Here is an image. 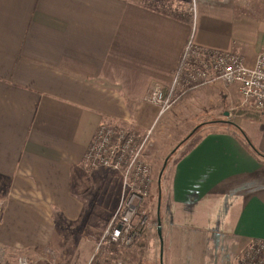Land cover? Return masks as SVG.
Wrapping results in <instances>:
<instances>
[{
  "label": "crops",
  "instance_id": "obj_1",
  "mask_svg": "<svg viewBox=\"0 0 264 264\" xmlns=\"http://www.w3.org/2000/svg\"><path fill=\"white\" fill-rule=\"evenodd\" d=\"M190 38L252 65L264 50V0H0L3 194L51 228L69 222V234H83L87 213L98 222L86 148L103 122L140 132L154 120L143 98L170 84ZM217 121L163 179L158 264H236L264 238V161L239 131L264 154V112Z\"/></svg>",
  "mask_w": 264,
  "mask_h": 264
},
{
  "label": "rangeland",
  "instance_id": "obj_2",
  "mask_svg": "<svg viewBox=\"0 0 264 264\" xmlns=\"http://www.w3.org/2000/svg\"><path fill=\"white\" fill-rule=\"evenodd\" d=\"M153 106L157 107L154 120L139 132L145 133L150 129L144 154V159L152 172V186L148 199L150 203L148 209L146 204L149 201L140 208L141 211L147 210L150 225L147 223L141 236L129 246L133 256L130 255L129 260L125 257L124 259L131 264H158L160 256L156 224L158 195L163 179H169L174 159L186 151L203 133L222 128L223 124L217 120L232 123L234 117L239 114L257 115V112L252 111L248 104L243 102L236 85H228L221 80L184 91L162 113L158 106ZM229 125L231 126L228 128H232V124ZM193 130L195 131L191 132ZM132 131L138 132L134 129ZM178 145L174 153L167 158ZM166 158L167 162L164 165ZM107 169L87 168L90 171L86 172L85 195L91 202L96 201L103 209L99 213V221L93 224L92 219L88 220L89 213L86 214L82 235L69 234V222L57 220L55 221L57 227L51 228L52 220L31 217L30 204L18 197L7 198L3 194L5 189L0 187V199L3 204L0 219V264H16L19 256L25 257L28 264H112L117 254L113 252L116 250L115 247L105 242L97 249L98 241L104 234L103 231L121 196L119 174ZM92 171L97 172L95 177L90 173ZM49 228L51 233H48Z\"/></svg>",
  "mask_w": 264,
  "mask_h": 264
},
{
  "label": "built area",
  "instance_id": "obj_3",
  "mask_svg": "<svg viewBox=\"0 0 264 264\" xmlns=\"http://www.w3.org/2000/svg\"><path fill=\"white\" fill-rule=\"evenodd\" d=\"M221 80L236 85L243 102L254 112H264V50L252 65L244 63L236 53L204 48L190 38L182 51L172 80L165 88L153 86L143 101L158 106L160 113L186 91ZM150 129L139 133L103 122L95 130L83 161L88 168H108L121 178V196L111 215L97 249L105 242L128 248L137 240L147 223V210L140 208L149 199L152 172L144 159ZM3 204L0 200V219ZM16 264H28L19 256ZM112 264H131L122 256H114ZM236 264H264V238L253 239L240 253Z\"/></svg>",
  "mask_w": 264,
  "mask_h": 264
},
{
  "label": "trees",
  "instance_id": "obj_4",
  "mask_svg": "<svg viewBox=\"0 0 264 264\" xmlns=\"http://www.w3.org/2000/svg\"><path fill=\"white\" fill-rule=\"evenodd\" d=\"M200 126V125H199ZM239 128V127H238ZM195 130L191 131V132H194ZM239 131L241 133V140L244 142L245 146L247 147V149H249L256 157L259 161H264V154L262 152H260L253 144L252 142L249 140V138L246 136V134L241 131V129L239 128ZM190 132V136L192 135V133ZM188 137V136H187ZM187 137L185 139H187ZM184 139V140H185ZM183 140V142H184ZM180 145V144H179ZM179 145L174 149L172 150L171 153H169V157L174 153V151L179 147ZM168 157V158H169ZM164 170V169H163ZM163 172V171H162ZM161 172V173H162Z\"/></svg>",
  "mask_w": 264,
  "mask_h": 264
},
{
  "label": "water",
  "instance_id": "obj_5",
  "mask_svg": "<svg viewBox=\"0 0 264 264\" xmlns=\"http://www.w3.org/2000/svg\"><path fill=\"white\" fill-rule=\"evenodd\" d=\"M169 157V156H168ZM167 157V158H168ZM167 158L164 160V165L166 164V162H167ZM158 180H160V175H159V178H158ZM159 204H160V194L158 195V203H157V222H158V224H157V231H158V234L160 235V225H159ZM160 255H161V250H160Z\"/></svg>",
  "mask_w": 264,
  "mask_h": 264
}]
</instances>
